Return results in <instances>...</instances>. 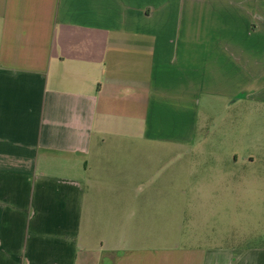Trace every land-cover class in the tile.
<instances>
[{
  "label": "crops",
  "instance_id": "0c3cea01",
  "mask_svg": "<svg viewBox=\"0 0 264 264\" xmlns=\"http://www.w3.org/2000/svg\"><path fill=\"white\" fill-rule=\"evenodd\" d=\"M258 158L264 0H0V264H264L245 229L161 242V193L230 206Z\"/></svg>",
  "mask_w": 264,
  "mask_h": 264
},
{
  "label": "rangeland",
  "instance_id": "374dc122",
  "mask_svg": "<svg viewBox=\"0 0 264 264\" xmlns=\"http://www.w3.org/2000/svg\"><path fill=\"white\" fill-rule=\"evenodd\" d=\"M234 113L231 111V115ZM251 154L253 153L247 155ZM154 155L152 151L146 153L135 148L129 161L132 162V167L135 169L145 162L148 156L153 160ZM257 160L258 162L264 161L260 158ZM206 161L204 153H180L175 152L172 148H161V179L185 181L193 176L194 171L201 179L220 177V171L214 170L213 172L206 165ZM260 164L264 165V163ZM262 165L256 168H247L251 173L249 178L256 180L257 190L254 188L253 194L247 192L248 196L238 202H230V206L222 207L223 201L218 200L219 196L215 198V195L210 198L204 195V198L202 196V198L193 199L189 194L181 198L172 190L169 193H161V226L164 231L161 233V242L189 243L193 236V228H197L199 236L214 237L213 240L216 243L223 241V238L221 239L222 232L227 235V231L242 233V229H245L247 232L243 236H247V239L253 237V234H264V166ZM244 166L248 165L244 164ZM167 188L170 189V186H166ZM223 211H226V216H223ZM179 226L180 231L176 232V228Z\"/></svg>",
  "mask_w": 264,
  "mask_h": 264
}]
</instances>
